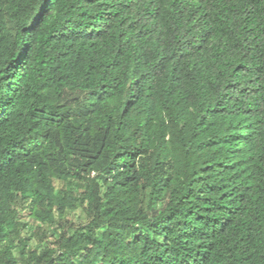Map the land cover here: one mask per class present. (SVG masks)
Wrapping results in <instances>:
<instances>
[{"label":"trees","instance_id":"obj_1","mask_svg":"<svg viewBox=\"0 0 264 264\" xmlns=\"http://www.w3.org/2000/svg\"><path fill=\"white\" fill-rule=\"evenodd\" d=\"M0 264H264V0H0Z\"/></svg>","mask_w":264,"mask_h":264},{"label":"rangeland","instance_id":"obj_2","mask_svg":"<svg viewBox=\"0 0 264 264\" xmlns=\"http://www.w3.org/2000/svg\"><path fill=\"white\" fill-rule=\"evenodd\" d=\"M23 216H24L26 219H29L28 211H24V212H23Z\"/></svg>","mask_w":264,"mask_h":264}]
</instances>
